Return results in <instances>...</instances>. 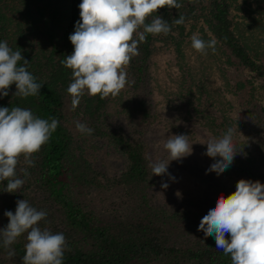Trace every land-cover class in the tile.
Returning a JSON list of instances; mask_svg holds the SVG:
<instances>
[{
	"label": "trees",
	"instance_id": "trees-1",
	"mask_svg": "<svg viewBox=\"0 0 264 264\" xmlns=\"http://www.w3.org/2000/svg\"><path fill=\"white\" fill-rule=\"evenodd\" d=\"M252 1L253 9L246 0H178L179 9H159L146 23L158 15L169 23L183 15L184 24L174 25L167 36L146 35L138 44L139 55L125 68L129 83L123 92L107 97L85 93L73 110L67 92L72 70L62 61L73 52L68 37L80 20L81 0H0V41L21 51L30 62L27 70L42 84L40 94L27 98L15 96L11 85L8 96L0 97V107L18 106L49 122L59 121L49 141L33 154L34 167L20 157L17 178L25 182L17 192H6L7 181L0 182V228L9 222L5 211L15 213L16 201L25 199L48 213L39 222L41 229L66 237L63 264H231V257L216 248L214 237L198 231L201 216L151 200L156 177L145 136L155 118L149 68L156 51L173 52L178 76L166 104L184 118L193 117L208 139L232 128L228 111L235 107L257 134V158L243 154L234 133L238 153L226 171L264 183V0ZM193 34L216 41L215 52L200 53L201 69L183 61L185 39ZM213 68L231 102L209 86ZM76 121L93 133H80ZM99 151L118 158L115 175L101 170ZM26 167L27 177L21 171ZM26 242V233L10 249L0 241V264H23ZM9 250L15 252L11 258Z\"/></svg>",
	"mask_w": 264,
	"mask_h": 264
},
{
	"label": "clouds",
	"instance_id": "clouds-1",
	"mask_svg": "<svg viewBox=\"0 0 264 264\" xmlns=\"http://www.w3.org/2000/svg\"><path fill=\"white\" fill-rule=\"evenodd\" d=\"M78 7L80 20L68 37L73 52L62 61L72 70L67 92L72 96L73 110L85 93L102 97L118 95L129 83L125 68L139 55L138 44L146 41V35L167 36L174 25L185 22L183 15L171 23L158 15L146 23L161 8L182 7L178 0H81ZM140 28L143 31L136 39L134 36ZM215 45V40L205 41L198 34L191 37L192 48L203 55H207L208 49L215 52ZM29 63L20 50L13 51L7 41H0V97L8 96L13 84L15 96L27 98L40 94L42 84L27 70ZM58 124V119L52 118L49 122L30 109L0 107V182L7 181L6 192H17L25 182L17 178L20 157L25 165L34 167L33 154L49 141ZM75 126L82 134L91 135L94 131L79 121ZM233 135L234 130L229 127L220 137H210L202 143L207 145L206 155L214 159L207 172L219 175L233 163L238 153ZM163 147L169 159H157L150 167L153 175L171 177L169 163L191 155L192 144L188 135L176 134L169 136ZM21 171L25 177L30 175L27 167ZM168 187L167 183H161V188ZM4 215L9 221L6 227L0 228V241L5 249H10L26 233L23 264H63L66 237L39 227V222L48 215L46 211L37 210L21 199L16 201L15 213L5 211ZM198 231H203L205 237L213 236L216 248L231 257V264H264V184L259 180L240 179L233 193L219 195L215 205L200 220ZM14 255L13 250L8 251L9 258Z\"/></svg>",
	"mask_w": 264,
	"mask_h": 264
},
{
	"label": "rangeland",
	"instance_id": "rangeland-1",
	"mask_svg": "<svg viewBox=\"0 0 264 264\" xmlns=\"http://www.w3.org/2000/svg\"><path fill=\"white\" fill-rule=\"evenodd\" d=\"M241 3L244 0H237ZM253 9L255 4L252 0H246ZM236 15H244V11H232ZM255 14V13H253ZM240 19V18H239ZM249 19H246L248 21ZM194 33H197L194 32ZM191 36L185 39L183 45V61L197 69H201L200 53L191 46ZM150 74L153 85L152 107L155 113L154 120L149 124L145 136L150 150L157 159L168 160L169 154L163 147V143L171 135H188L189 143L192 144V154L182 158L180 161L173 160L169 163V175L157 176L156 184L150 189V197L154 204L163 206L166 209H184L190 214H197L201 217L207 214L208 210L215 205L221 193L225 196L236 190V184L240 177L229 171L217 175L216 172H207L214 159L206 155L208 134L198 125L194 118H184V115L175 109L167 106L165 96L173 87V80L178 76L177 67L174 64L173 52L168 48L156 51L150 62ZM244 74V72L242 73ZM222 82L216 74L215 68L211 71L209 86L222 91L220 98L231 102L232 97L223 91ZM122 91V90H121ZM123 92V91H122ZM124 98L127 99L125 93ZM260 101L264 103V91H260ZM122 107V106H121ZM232 119V128L237 142L244 155L256 157V142L258 141L255 131L246 125L234 107L228 111ZM98 164L101 170L107 175H115L120 167L116 156L109 153H97ZM218 159V157H217ZM207 173V174H206ZM167 183V189L161 188V183ZM264 184V183H262ZM180 195L177 196L176 193Z\"/></svg>",
	"mask_w": 264,
	"mask_h": 264
}]
</instances>
